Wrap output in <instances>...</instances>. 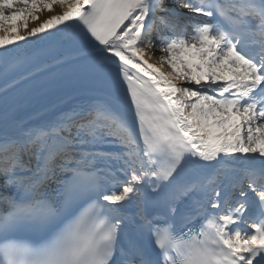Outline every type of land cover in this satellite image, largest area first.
<instances>
[{"label":"snow or ice","instance_id":"6c2138e0","mask_svg":"<svg viewBox=\"0 0 264 264\" xmlns=\"http://www.w3.org/2000/svg\"><path fill=\"white\" fill-rule=\"evenodd\" d=\"M0 264H264V0H0Z\"/></svg>","mask_w":264,"mask_h":264},{"label":"bare ground","instance_id":"6f19581e","mask_svg":"<svg viewBox=\"0 0 264 264\" xmlns=\"http://www.w3.org/2000/svg\"><path fill=\"white\" fill-rule=\"evenodd\" d=\"M166 5H169V4H166ZM60 11H61V9L59 8V6H55V11L54 12H52V13H49V12L42 13V15L40 16V20H38V21H29V28L37 26V24L39 22H41L43 19H45L48 15L56 14V13H58ZM141 47L147 49V55L145 56V59H147L150 63L159 65L160 56L162 55L161 54V50H160L161 48L160 47L157 48V51H156L155 46L153 44H152L151 47L149 45H147V44L141 45ZM162 70L171 71V69L169 67H167L166 64L164 65Z\"/></svg>","mask_w":264,"mask_h":264},{"label":"rangeland","instance_id":"374dc122","mask_svg":"<svg viewBox=\"0 0 264 264\" xmlns=\"http://www.w3.org/2000/svg\"><path fill=\"white\" fill-rule=\"evenodd\" d=\"M167 2L169 3V4H171V0H167ZM155 37V36H154ZM154 46H155V49H156V51H157V48H161V45L160 44H157L156 42L154 43ZM161 54H163L162 52H161ZM167 66V65H166ZM168 67V66H167Z\"/></svg>","mask_w":264,"mask_h":264}]
</instances>
